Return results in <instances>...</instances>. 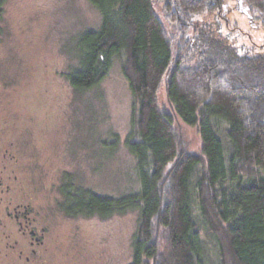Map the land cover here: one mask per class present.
<instances>
[{
  "label": "trees",
  "instance_id": "trees-1",
  "mask_svg": "<svg viewBox=\"0 0 264 264\" xmlns=\"http://www.w3.org/2000/svg\"><path fill=\"white\" fill-rule=\"evenodd\" d=\"M87 1L100 21L71 40L65 79L82 95L120 59L133 97L125 147L138 186L114 198L65 182L61 210L135 212L128 264H264V54L225 46L196 24L224 0ZM245 3L264 21V0ZM154 4L176 28V43ZM177 120L198 129L199 154L185 151Z\"/></svg>",
  "mask_w": 264,
  "mask_h": 264
},
{
  "label": "rangeland",
  "instance_id": "rangeland-1",
  "mask_svg": "<svg viewBox=\"0 0 264 264\" xmlns=\"http://www.w3.org/2000/svg\"><path fill=\"white\" fill-rule=\"evenodd\" d=\"M166 35L176 28L154 4ZM100 18L87 0H3L0 4V147L19 188L45 228L50 264H128L137 214L69 217L61 210L65 184L120 197L137 189L134 159L125 147L133 97L115 59L103 81L75 93L65 79L70 42L96 28ZM223 45L264 54V21L253 20L245 0H224L222 10L195 18ZM205 24V25H204ZM190 31V30H189ZM161 90L159 99L164 101ZM185 151L199 154L196 127L177 120ZM11 159V160H10ZM207 243V236L205 235ZM212 254L214 259L216 256ZM211 258V261L213 260Z\"/></svg>",
  "mask_w": 264,
  "mask_h": 264
},
{
  "label": "flooded vegetation",
  "instance_id": "flooded-vegetation-1",
  "mask_svg": "<svg viewBox=\"0 0 264 264\" xmlns=\"http://www.w3.org/2000/svg\"><path fill=\"white\" fill-rule=\"evenodd\" d=\"M6 153L0 147V264H50L45 228L33 202L19 188L18 177L8 171Z\"/></svg>",
  "mask_w": 264,
  "mask_h": 264
}]
</instances>
